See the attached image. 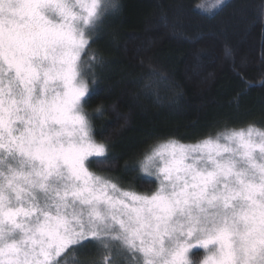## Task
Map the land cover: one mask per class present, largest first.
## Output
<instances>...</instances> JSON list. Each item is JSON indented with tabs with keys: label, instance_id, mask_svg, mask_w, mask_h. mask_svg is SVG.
Instances as JSON below:
<instances>
[{
	"label": "snow or ice",
	"instance_id": "6c2138e0",
	"mask_svg": "<svg viewBox=\"0 0 264 264\" xmlns=\"http://www.w3.org/2000/svg\"><path fill=\"white\" fill-rule=\"evenodd\" d=\"M117 7L0 0V264H67L87 242L105 250L103 264H193L196 247L201 264H264L261 128L158 145L142 166L159 161L151 194L90 171L108 149L82 103L101 61L83 57Z\"/></svg>",
	"mask_w": 264,
	"mask_h": 264
},
{
	"label": "trees",
	"instance_id": "16d2710c",
	"mask_svg": "<svg viewBox=\"0 0 264 264\" xmlns=\"http://www.w3.org/2000/svg\"><path fill=\"white\" fill-rule=\"evenodd\" d=\"M113 1L91 43L101 62L83 102L108 149L92 170L150 192L139 160L161 141L264 127V0H225L210 13L197 7L203 0ZM97 249L85 243L77 261Z\"/></svg>",
	"mask_w": 264,
	"mask_h": 264
},
{
	"label": "rangeland",
	"instance_id": "374dc122",
	"mask_svg": "<svg viewBox=\"0 0 264 264\" xmlns=\"http://www.w3.org/2000/svg\"><path fill=\"white\" fill-rule=\"evenodd\" d=\"M225 0H223V2H224ZM105 2L106 3H110V4H114V1L113 0H105ZM216 3H217V0H203V2L201 3V6H202V9L204 10V11H206V12H211V11H213L215 8H217V7H213V5H216ZM219 7V6H218ZM104 23V22H103ZM102 26H103V24L101 25V27L99 28V30H97L96 32H94L93 34H92V36L90 37V48L87 50V54L83 57V60L84 61H88V59H89V57L92 55V54H94L93 52V50H92V48H91V43H92V40L94 39V38H96V37H98L99 35H100V33H101V31H102ZM98 68V66H95V67H93V69H92V71H94L95 69H97ZM90 85V84H89ZM90 90H91V86H89V92H90ZM87 97H85L84 98V100L86 99ZM84 101H82V103H83ZM83 110L85 111V113H87L86 112V109L84 108V106H83ZM87 116H88V114H87ZM88 120H89V124H90V127H91V121H90V119H89V117H88ZM249 126V125H248ZM254 126H256V127H258V128H261L262 130H264V127H261V126H257V125H254ZM247 127V126H246ZM246 127H242V128H246ZM237 129H241V128H237ZM91 134H92V137H93V139L96 141V142H98V143H102V142H100V141H97L96 139H95V137H94V135H93V130H92V127H91ZM217 134L218 133H216L215 135H212V136H209V137H211V138H213V139H215L216 138V136H217ZM205 138H208V137H205ZM204 138V139H205ZM169 140H174V141H177L178 143H180V144H184V145H193V144H196V143H198V142H200V141H202V140H198V141H193V142H186V141H181V140H178V139H176V138H171V139H169ZM169 140H165V141H161L160 143H158L157 145H155L154 147H152V148H150V150H149V152L148 153H146L139 161V169H140V172H142V174L145 176V177H147V178H152V180L154 181V183H155V187H154V189L153 190H151L150 192H142V191H137V190H134V189H131V188H129V189H127V188H124L121 184H119L118 182H116L115 180H113L111 177H109V176H105V175H103V174H100V173H98L97 171H94V170H92L91 169V167H90V165H89V169H90V171H92V172H94L96 175H98V176H101V177H103V178H105V179H108V180H110L112 183H115L120 189H122V190H125V191H134V192H137V193H139V194H151L152 192H154L158 187H159V185H160V178H158V176H157V167L159 166V161H157L156 162V165L155 166H150L149 167V170L147 171V172H145V171H143V162H144V160H145V157L146 156H148V155H150L151 154V152H152V150L155 148V147H157L158 145H160V144H162V143H164V142H167V141H169ZM105 144V143H104ZM90 160H95L96 158L95 157H90L89 158ZM79 249H81V248H79ZM76 250L75 252L72 250V249H69V251L68 252H66L60 259H61V261L63 262V261H65L66 260V262H67V264H80V262H78L77 261V259H76V252H79V251H81V250ZM99 249V248H98ZM97 249V250H98ZM104 249L102 250V248H101V254H99L96 258H95V260H93V261H91L90 260V262H87V263H85V264H103V256H104ZM204 250L203 249H201V248H199V247H196V248H194L193 250H192V253H191V259H192V261H193V264H201V260L203 259V256H204ZM123 260V258L122 257H120V256H117V257H115V261H116V264H121V261ZM125 264H126V262H125Z\"/></svg>",
	"mask_w": 264,
	"mask_h": 264
}]
</instances>
